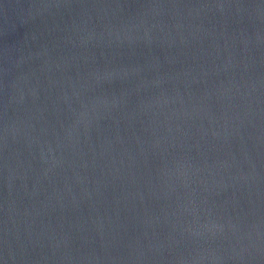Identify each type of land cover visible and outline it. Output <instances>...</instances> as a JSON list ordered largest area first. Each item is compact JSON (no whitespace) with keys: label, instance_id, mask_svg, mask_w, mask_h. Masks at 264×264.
<instances>
[{"label":"water","instance_id":"1","mask_svg":"<svg viewBox=\"0 0 264 264\" xmlns=\"http://www.w3.org/2000/svg\"><path fill=\"white\" fill-rule=\"evenodd\" d=\"M0 264H264V0H0Z\"/></svg>","mask_w":264,"mask_h":264}]
</instances>
